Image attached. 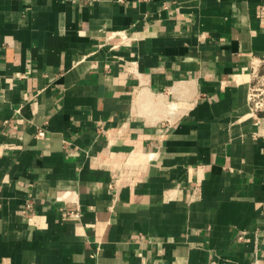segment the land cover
<instances>
[{"label": "crops", "instance_id": "0c3cea01", "mask_svg": "<svg viewBox=\"0 0 264 264\" xmlns=\"http://www.w3.org/2000/svg\"><path fill=\"white\" fill-rule=\"evenodd\" d=\"M263 71L264 0H0V264H264Z\"/></svg>", "mask_w": 264, "mask_h": 264}, {"label": "rangeland", "instance_id": "374dc122", "mask_svg": "<svg viewBox=\"0 0 264 264\" xmlns=\"http://www.w3.org/2000/svg\"><path fill=\"white\" fill-rule=\"evenodd\" d=\"M253 88L254 97L251 105L254 107L255 104H264V71L260 74L259 79L254 82Z\"/></svg>", "mask_w": 264, "mask_h": 264}, {"label": "built area", "instance_id": "2783aa9c", "mask_svg": "<svg viewBox=\"0 0 264 264\" xmlns=\"http://www.w3.org/2000/svg\"><path fill=\"white\" fill-rule=\"evenodd\" d=\"M259 76L260 75H258L257 73L255 74L254 82L259 79ZM253 93H254V88H252L251 91H250V93H249V100H250V102L252 101V98L254 97V94ZM252 110L253 111L264 110V104H261V103L260 104H255L254 107L252 106ZM36 136L38 138H42L44 136V132L43 131H38L37 134H36Z\"/></svg>", "mask_w": 264, "mask_h": 264}]
</instances>
